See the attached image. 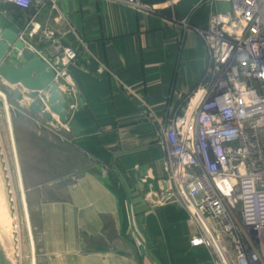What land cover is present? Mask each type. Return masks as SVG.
Returning <instances> with one entry per match:
<instances>
[{
    "label": "crops",
    "instance_id": "1",
    "mask_svg": "<svg viewBox=\"0 0 264 264\" xmlns=\"http://www.w3.org/2000/svg\"><path fill=\"white\" fill-rule=\"evenodd\" d=\"M144 1L152 9L125 0H57L38 11L0 3L4 25L39 55L49 58L51 46L29 31L33 20L78 51L62 79L73 108L65 140L47 132L22 140L32 165L22 186L41 197L33 210L24 203L29 264H215L208 246L191 244L199 227L189 212L154 194L166 176L162 127L210 63L198 28L211 7Z\"/></svg>",
    "mask_w": 264,
    "mask_h": 264
},
{
    "label": "built area",
    "instance_id": "2",
    "mask_svg": "<svg viewBox=\"0 0 264 264\" xmlns=\"http://www.w3.org/2000/svg\"><path fill=\"white\" fill-rule=\"evenodd\" d=\"M125 1L152 9L144 0ZM208 1V23L198 30L210 63L162 127L166 176L154 194L189 212L199 227L190 242L208 246L215 264H264V0ZM1 2L38 11L57 0ZM29 31L50 43L51 56L42 57L62 82L78 51L38 21Z\"/></svg>",
    "mask_w": 264,
    "mask_h": 264
},
{
    "label": "rangeland",
    "instance_id": "3",
    "mask_svg": "<svg viewBox=\"0 0 264 264\" xmlns=\"http://www.w3.org/2000/svg\"><path fill=\"white\" fill-rule=\"evenodd\" d=\"M205 3L210 6L208 0H201L199 7ZM207 23L208 21L202 24L200 30ZM29 94L35 93L24 91L19 99H15L4 88L0 89V264H29L30 237L24 203L26 201V205L33 210L41 197H32L25 186L26 182L22 186L23 172L27 174L28 167H32L28 164V150L23 148L24 135L25 139L30 140L35 133L43 132L64 140L66 136V122L50 111L34 112L29 100L25 98L31 97ZM57 126L60 128L57 129ZM22 129L26 133L23 134ZM48 189L44 192L47 193ZM47 197L49 196L45 194L42 199ZM35 218L33 213V221ZM33 233L37 236L36 230Z\"/></svg>",
    "mask_w": 264,
    "mask_h": 264
},
{
    "label": "water",
    "instance_id": "4",
    "mask_svg": "<svg viewBox=\"0 0 264 264\" xmlns=\"http://www.w3.org/2000/svg\"><path fill=\"white\" fill-rule=\"evenodd\" d=\"M21 87L39 91L31 100V108L39 113L46 107L67 122L72 113V95L64 83L58 81L51 64L36 53L17 30L5 26L0 18V88L14 98L22 96Z\"/></svg>",
    "mask_w": 264,
    "mask_h": 264
},
{
    "label": "bare ground",
    "instance_id": "5",
    "mask_svg": "<svg viewBox=\"0 0 264 264\" xmlns=\"http://www.w3.org/2000/svg\"><path fill=\"white\" fill-rule=\"evenodd\" d=\"M20 88H23V87H21L20 86ZM0 89H2V88H0ZM25 89V88H24ZM26 91H27V89H26ZM51 112V111H50ZM53 115H55L56 117H59L57 114H55V113H52ZM9 116V115H8ZM9 119V118H8ZM10 120V119H9ZM11 125V124H10ZM11 127V126H10Z\"/></svg>",
    "mask_w": 264,
    "mask_h": 264
}]
</instances>
